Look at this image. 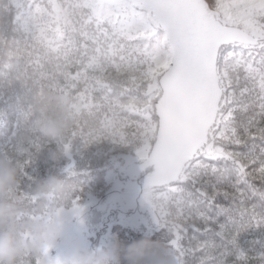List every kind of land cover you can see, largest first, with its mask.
<instances>
[{
	"label": "snow or ice",
	"instance_id": "snow-or-ice-1",
	"mask_svg": "<svg viewBox=\"0 0 264 264\" xmlns=\"http://www.w3.org/2000/svg\"><path fill=\"white\" fill-rule=\"evenodd\" d=\"M13 8L27 37L6 51L0 14V83L19 81L27 104L0 150L19 162L21 201L40 211L29 169L48 141L31 101L55 90L76 116L58 138L66 153L77 138L143 140L142 158L156 165L145 199L172 234L173 264H264V0H10Z\"/></svg>",
	"mask_w": 264,
	"mask_h": 264
},
{
	"label": "clouds",
	"instance_id": "clouds-1",
	"mask_svg": "<svg viewBox=\"0 0 264 264\" xmlns=\"http://www.w3.org/2000/svg\"><path fill=\"white\" fill-rule=\"evenodd\" d=\"M31 102L38 113L37 129L44 138L63 137L76 123L72 100L66 93L45 89L34 94ZM20 173L14 156L0 150V264H21L26 257L35 258L38 264H120L121 253L130 264H141L159 246L149 237L131 244L114 239L95 248L78 242L72 251L54 255L52 249L64 234L67 221L77 214L66 207L72 186L55 174L37 180L33 192L41 201L39 213L34 214L16 193L22 183Z\"/></svg>",
	"mask_w": 264,
	"mask_h": 264
},
{
	"label": "trees",
	"instance_id": "trees-1",
	"mask_svg": "<svg viewBox=\"0 0 264 264\" xmlns=\"http://www.w3.org/2000/svg\"><path fill=\"white\" fill-rule=\"evenodd\" d=\"M9 4L10 0H0V14L3 15L5 49L6 51H15L24 43L27 34L21 22L16 18V9L13 8L11 11L5 9V5ZM110 98L126 99L115 91L110 94ZM26 104L27 102L23 99V88L19 81L13 84L0 83V139H6L16 129L21 118V111L26 107ZM37 116L38 113L33 119H36ZM131 118L137 119L138 117ZM46 139L48 143L36 155L34 163L29 169L35 177L32 187L39 179L53 174L61 176L72 186L66 207L73 205L71 197H78L77 203L82 204L88 203L93 197H101L107 191L105 175L113 163L114 156L132 155L143 146V140L140 138H134L128 143L103 139L87 145L77 138L73 141L70 152L66 153L59 139ZM55 153H59V156H55ZM69 168H71L72 174H69ZM35 213H39V211ZM109 233L110 244L114 239H119L122 244H131L133 241L145 237L157 241L159 246L141 264H161L163 261L172 260L170 241L173 237L165 227L161 226L150 233H143L119 222L115 223ZM191 234L190 231L189 236ZM120 264H130L123 253H121ZM252 264H255V261Z\"/></svg>",
	"mask_w": 264,
	"mask_h": 264
},
{
	"label": "rangeland",
	"instance_id": "rangeland-1",
	"mask_svg": "<svg viewBox=\"0 0 264 264\" xmlns=\"http://www.w3.org/2000/svg\"><path fill=\"white\" fill-rule=\"evenodd\" d=\"M143 160L140 150L132 155L114 156L105 175L107 191L86 204L78 203L82 210L67 221L64 234L52 249L54 255L72 251L78 242L93 248L109 245V232L115 223L143 233L161 227L145 199L147 184L142 171ZM67 208L72 210L73 205Z\"/></svg>",
	"mask_w": 264,
	"mask_h": 264
},
{
	"label": "water",
	"instance_id": "water-1",
	"mask_svg": "<svg viewBox=\"0 0 264 264\" xmlns=\"http://www.w3.org/2000/svg\"><path fill=\"white\" fill-rule=\"evenodd\" d=\"M142 170L143 174L146 177L145 182L148 185V179L149 177L155 173L156 171V165L155 163H147L145 160L142 163Z\"/></svg>",
	"mask_w": 264,
	"mask_h": 264
}]
</instances>
